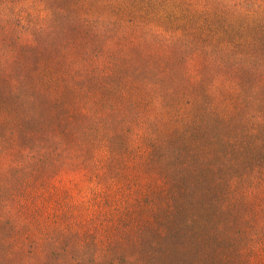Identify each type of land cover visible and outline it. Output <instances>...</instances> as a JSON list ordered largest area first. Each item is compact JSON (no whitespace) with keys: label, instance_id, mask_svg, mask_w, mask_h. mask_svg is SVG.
I'll return each instance as SVG.
<instances>
[{"label":"rangeland","instance_id":"1","mask_svg":"<svg viewBox=\"0 0 264 264\" xmlns=\"http://www.w3.org/2000/svg\"><path fill=\"white\" fill-rule=\"evenodd\" d=\"M0 264H264V0H0Z\"/></svg>","mask_w":264,"mask_h":264}]
</instances>
